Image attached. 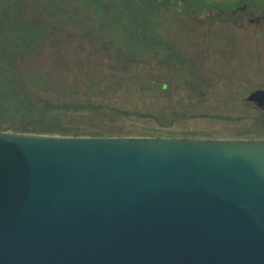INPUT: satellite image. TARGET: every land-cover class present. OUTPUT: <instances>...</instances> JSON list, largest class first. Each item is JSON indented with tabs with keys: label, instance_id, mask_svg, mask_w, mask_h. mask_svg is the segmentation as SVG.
<instances>
[{
	"label": "water",
	"instance_id": "water-1",
	"mask_svg": "<svg viewBox=\"0 0 264 264\" xmlns=\"http://www.w3.org/2000/svg\"><path fill=\"white\" fill-rule=\"evenodd\" d=\"M0 264H264V140L0 129Z\"/></svg>",
	"mask_w": 264,
	"mask_h": 264
},
{
	"label": "trees",
	"instance_id": "trees-1",
	"mask_svg": "<svg viewBox=\"0 0 264 264\" xmlns=\"http://www.w3.org/2000/svg\"><path fill=\"white\" fill-rule=\"evenodd\" d=\"M2 1L0 129L69 135H121L118 130L120 124L134 116L151 117L159 124H171L180 118L192 117L187 110H179L176 105L170 111L158 108L144 110L142 101L147 91L163 93L166 89L171 90L172 83L164 81L159 84L143 75L138 66L154 59L164 65L175 62L177 52L167 50L172 46L158 31L159 17L164 11L190 14L205 13L211 8H229L214 0H35L76 22L87 19L96 23L98 35L93 36L92 30L86 29L79 39V43L88 41L89 48L78 44L79 51L72 55L80 59L84 66L87 61L93 63L97 56L104 57L107 67L105 72L97 74L93 69L96 66L92 65L88 69L89 88L82 91L76 84L70 83V76L62 75L69 78L64 80L55 73V70H62L61 73L65 74L69 70L61 49L64 40L70 37L53 35L54 24L47 18L16 15V10L26 0ZM62 25L64 27L66 22ZM82 50H88L86 57L80 53ZM161 51L165 52L159 56ZM132 65L136 69L124 75L122 72ZM195 86L192 83L191 87ZM104 87L121 95L127 90L132 95H138L139 101L119 106L97 100ZM66 92L80 93L82 98L72 99ZM196 101L198 103L199 99ZM190 104L186 102L185 106ZM86 112L92 114L86 116ZM99 119L101 123L90 124V121L98 122Z\"/></svg>",
	"mask_w": 264,
	"mask_h": 264
},
{
	"label": "rangeland",
	"instance_id": "rangeland-1",
	"mask_svg": "<svg viewBox=\"0 0 264 264\" xmlns=\"http://www.w3.org/2000/svg\"><path fill=\"white\" fill-rule=\"evenodd\" d=\"M214 1L226 5L234 0ZM25 2L16 10V15L23 18H47L54 24L51 32L53 35L70 37L64 40L61 49L66 60L65 66L69 70L65 74L61 73L62 70H55V73L59 79H69L62 75L70 76V83L86 91L89 88L88 69L94 65L96 67L93 69L97 74L105 72L107 59L97 56L93 63L87 61L85 67L72 54L79 51L78 44L88 47V41L79 43L86 29H91L93 36L98 35L96 23L87 19L76 22L69 19V16L56 14L50 8L42 6V1ZM255 2L264 3V0ZM261 13L254 8L249 10L248 15L257 17ZM159 20L158 31L172 46L167 50L177 52L175 62L164 65L155 59L146 60L138 67L143 75L155 79L159 84L171 82L172 88L163 93L147 91L143 96L142 108L170 111L176 105L177 109L187 110L192 117L180 118L171 124H159L151 117L134 116L124 119L120 124L118 130L121 135L264 140V115L242 103V99L252 92L264 90V21L260 24L243 21L239 12L224 7L190 14L164 11ZM64 22L66 25L63 27ZM91 42L94 43V40ZM87 51L82 50L80 53L86 57ZM164 52L161 51L159 56ZM132 66L122 73L125 75L129 70H135V66ZM147 83H150L149 80ZM192 83L197 87L192 88ZM65 94L72 99L82 98L80 93ZM98 97L97 100L119 106H129L139 101L138 95H132L127 90L121 95L106 87ZM186 102L191 104L185 106ZM159 112L158 110L157 113ZM90 114L92 113L86 112V116ZM98 123H101V119L98 122L90 121L92 125Z\"/></svg>",
	"mask_w": 264,
	"mask_h": 264
},
{
	"label": "flooded vegetation",
	"instance_id": "flooded-vegetation-1",
	"mask_svg": "<svg viewBox=\"0 0 264 264\" xmlns=\"http://www.w3.org/2000/svg\"><path fill=\"white\" fill-rule=\"evenodd\" d=\"M226 6L229 7L228 9L232 10L233 12H239L243 21H250L251 23L256 24H260L264 21V3H256L255 0H234L228 2ZM254 8L262 12L257 17H251L248 15L249 10Z\"/></svg>",
	"mask_w": 264,
	"mask_h": 264
}]
</instances>
